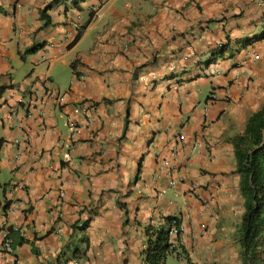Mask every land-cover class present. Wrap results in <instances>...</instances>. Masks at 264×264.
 Segmentation results:
<instances>
[{"label":"crops","instance_id":"1","mask_svg":"<svg viewBox=\"0 0 264 264\" xmlns=\"http://www.w3.org/2000/svg\"><path fill=\"white\" fill-rule=\"evenodd\" d=\"M49 1L0 0V264H145L170 218L180 264H245L264 0H66L42 28Z\"/></svg>","mask_w":264,"mask_h":264},{"label":"trees","instance_id":"2","mask_svg":"<svg viewBox=\"0 0 264 264\" xmlns=\"http://www.w3.org/2000/svg\"><path fill=\"white\" fill-rule=\"evenodd\" d=\"M64 1L66 0H50L44 6L40 11V19L44 22L42 28L51 24L48 12ZM83 1L72 0V3L77 5ZM91 17L90 14L70 46L80 39ZM35 50L36 48H33L30 51ZM224 50L225 47L219 51ZM233 145L237 162L236 172L240 176L239 190L244 200V214L236 233L241 257L245 264H264V103L249 117L244 134L235 138ZM167 221V227H147L145 264H165L167 256L174 254L168 231L172 225H178L180 222L173 218ZM186 264L190 262L186 260Z\"/></svg>","mask_w":264,"mask_h":264},{"label":"built area","instance_id":"3","mask_svg":"<svg viewBox=\"0 0 264 264\" xmlns=\"http://www.w3.org/2000/svg\"><path fill=\"white\" fill-rule=\"evenodd\" d=\"M223 46H222V44H220L218 47H217V49H220V48H222ZM51 95H53V94H51ZM56 96V100H61V98H60V96L57 94V95H55ZM29 108L30 109H32L33 107H32V105L31 106H29ZM70 127V129H73V126L72 125H70L69 126ZM182 136L180 135L179 136V139L180 140H182ZM171 185H173V183H170ZM182 231V226H181V224L179 223L178 225H172L171 227H170V229H169V231H168V234H169V236L170 237H175V236H178L179 234H180V232ZM3 238H4V240H3V247H2V251L4 252V253H7V254H12L13 253V246H12V241H11V239L8 237V232H7V230H5L4 229V231H3Z\"/></svg>","mask_w":264,"mask_h":264},{"label":"rangeland","instance_id":"4","mask_svg":"<svg viewBox=\"0 0 264 264\" xmlns=\"http://www.w3.org/2000/svg\"><path fill=\"white\" fill-rule=\"evenodd\" d=\"M165 264H180L174 255H168Z\"/></svg>","mask_w":264,"mask_h":264}]
</instances>
